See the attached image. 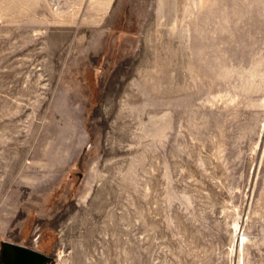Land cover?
<instances>
[{
    "label": "rangeland",
    "instance_id": "374dc122",
    "mask_svg": "<svg viewBox=\"0 0 264 264\" xmlns=\"http://www.w3.org/2000/svg\"><path fill=\"white\" fill-rule=\"evenodd\" d=\"M3 242L264 264V0H0Z\"/></svg>",
    "mask_w": 264,
    "mask_h": 264
},
{
    "label": "water",
    "instance_id": "95a60500",
    "mask_svg": "<svg viewBox=\"0 0 264 264\" xmlns=\"http://www.w3.org/2000/svg\"><path fill=\"white\" fill-rule=\"evenodd\" d=\"M3 245L5 259L11 264H45L51 259V256L25 245L13 242H3Z\"/></svg>",
    "mask_w": 264,
    "mask_h": 264
},
{
    "label": "bare ground",
    "instance_id": "6f19581e",
    "mask_svg": "<svg viewBox=\"0 0 264 264\" xmlns=\"http://www.w3.org/2000/svg\"><path fill=\"white\" fill-rule=\"evenodd\" d=\"M233 224H234V230H237V233H235L237 236V241H239L240 239L239 243L242 244L243 239H245L246 237L243 235L242 232H240L241 225L239 224L238 218L234 221Z\"/></svg>",
    "mask_w": 264,
    "mask_h": 264
},
{
    "label": "flooded vegetation",
    "instance_id": "af4514ba",
    "mask_svg": "<svg viewBox=\"0 0 264 264\" xmlns=\"http://www.w3.org/2000/svg\"><path fill=\"white\" fill-rule=\"evenodd\" d=\"M2 264H11L6 261L4 254L2 255Z\"/></svg>",
    "mask_w": 264,
    "mask_h": 264
}]
</instances>
